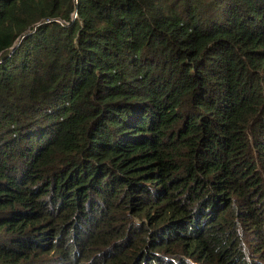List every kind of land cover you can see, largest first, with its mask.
I'll return each instance as SVG.
<instances>
[{"label":"trees","instance_id":"1","mask_svg":"<svg viewBox=\"0 0 264 264\" xmlns=\"http://www.w3.org/2000/svg\"><path fill=\"white\" fill-rule=\"evenodd\" d=\"M0 264H264V0H0Z\"/></svg>","mask_w":264,"mask_h":264}]
</instances>
